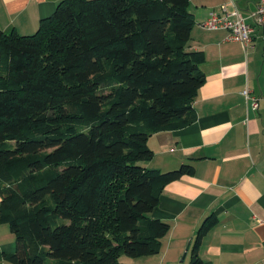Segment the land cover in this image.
<instances>
[{"label": "trees", "instance_id": "obj_1", "mask_svg": "<svg viewBox=\"0 0 264 264\" xmlns=\"http://www.w3.org/2000/svg\"><path fill=\"white\" fill-rule=\"evenodd\" d=\"M189 0H61L31 35L0 29V223L11 264H130L156 255L165 185L147 139L195 120L204 83ZM213 224L206 220L190 264Z\"/></svg>", "mask_w": 264, "mask_h": 264}, {"label": "crops", "instance_id": "obj_2", "mask_svg": "<svg viewBox=\"0 0 264 264\" xmlns=\"http://www.w3.org/2000/svg\"><path fill=\"white\" fill-rule=\"evenodd\" d=\"M61 0H0V29L33 34ZM259 0H189L194 25L188 49L204 56V83L192 100L195 120L147 139L146 169L166 172L190 164L194 172L165 185L153 220L169 225L156 255L130 264H190L201 225L213 224L197 248L200 264H264V37L250 15ZM238 10L253 31L248 46L228 41L225 29L200 26L211 12ZM258 99L252 110L243 91ZM1 200V196H0ZM16 251L15 237L0 223V264Z\"/></svg>", "mask_w": 264, "mask_h": 264}, {"label": "built area", "instance_id": "obj_3", "mask_svg": "<svg viewBox=\"0 0 264 264\" xmlns=\"http://www.w3.org/2000/svg\"><path fill=\"white\" fill-rule=\"evenodd\" d=\"M250 17L253 19L255 25L262 29L264 37V0L258 1L256 9ZM200 26L207 30L225 29L228 31L226 40L240 42L245 47L249 45L253 31L251 25L246 23L237 9L233 12H228L224 6L220 7V13L211 12L209 17L200 23ZM243 95L246 100L250 101L251 109L256 110L258 108V99L251 97L248 89L243 91Z\"/></svg>", "mask_w": 264, "mask_h": 264}]
</instances>
